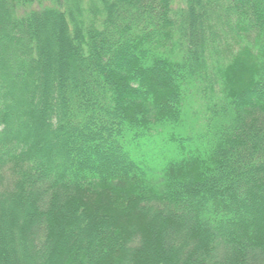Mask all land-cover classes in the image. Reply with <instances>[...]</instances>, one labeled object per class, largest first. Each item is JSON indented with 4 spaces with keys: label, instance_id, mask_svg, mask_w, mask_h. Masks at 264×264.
Segmentation results:
<instances>
[{
    "label": "trees",
    "instance_id": "16d2710c",
    "mask_svg": "<svg viewBox=\"0 0 264 264\" xmlns=\"http://www.w3.org/2000/svg\"><path fill=\"white\" fill-rule=\"evenodd\" d=\"M0 264H264V0H0Z\"/></svg>",
    "mask_w": 264,
    "mask_h": 264
}]
</instances>
